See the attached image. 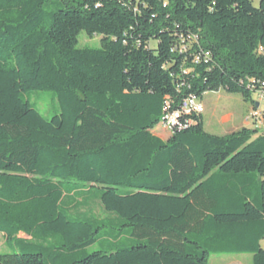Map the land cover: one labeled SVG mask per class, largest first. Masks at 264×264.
Wrapping results in <instances>:
<instances>
[{
  "label": "trees",
  "instance_id": "16d2710c",
  "mask_svg": "<svg viewBox=\"0 0 264 264\" xmlns=\"http://www.w3.org/2000/svg\"><path fill=\"white\" fill-rule=\"evenodd\" d=\"M257 1L0 0V264H264V130L217 136L189 115L153 133L190 96L254 110ZM80 33L100 47L77 48Z\"/></svg>",
  "mask_w": 264,
  "mask_h": 264
},
{
  "label": "rangeland",
  "instance_id": "374dc122",
  "mask_svg": "<svg viewBox=\"0 0 264 264\" xmlns=\"http://www.w3.org/2000/svg\"><path fill=\"white\" fill-rule=\"evenodd\" d=\"M252 5L254 7H257L258 1L252 0ZM100 39L101 38L97 36L93 38H88L84 33H80V35L78 36L77 48L79 49L99 48ZM151 46L155 47L156 42L152 41ZM251 100L255 103H258L259 98L256 93L252 94ZM29 101L40 112V114L46 118H50L54 114L59 112L58 103L54 98L52 92L50 91H31L29 94ZM203 102L208 103L210 105L213 103H218L220 109H223L228 113H239L241 110H245V108L250 107V104L245 103L239 95L228 94L225 93L224 91H219L216 93L214 92L206 93L203 96ZM259 111L264 112L263 103L260 104ZM252 129L255 128L252 126ZM214 131L215 132H212V134L217 136H223L224 133H231V131L224 132L223 130H214ZM153 133L155 135H160L162 137L161 120L153 129ZM90 211L93 215L99 218H104L106 216L103 213L102 209L97 204H93ZM20 237L25 238L23 235H20ZM4 242L5 240L3 238V235L0 234V255H6L10 253V251L6 248ZM260 247L261 249L264 250V240L260 242ZM96 250H98V247L95 244L86 248L87 253H91ZM251 259L252 256L247 254L246 255H211L208 264H222V262H225V264H251Z\"/></svg>",
  "mask_w": 264,
  "mask_h": 264
},
{
  "label": "crops",
  "instance_id": "0c3cea01",
  "mask_svg": "<svg viewBox=\"0 0 264 264\" xmlns=\"http://www.w3.org/2000/svg\"><path fill=\"white\" fill-rule=\"evenodd\" d=\"M201 103L203 105V113L201 114L203 119L204 130L207 133L212 134L215 132L214 130H223L224 132H236L241 128H249L252 129V126L257 130H264V127L260 124V122L252 121L249 118L250 112L253 110L251 107L245 108V110H241L239 113H228L223 109H220L218 103L208 104L203 102V97L201 99ZM259 107L257 108L259 110ZM254 107V110H257ZM260 131V132H261ZM230 133H224L227 135ZM162 140H166L169 138L168 131L162 126V137L160 135H156ZM225 264V262H222Z\"/></svg>",
  "mask_w": 264,
  "mask_h": 264
},
{
  "label": "built area",
  "instance_id": "2783aa9c",
  "mask_svg": "<svg viewBox=\"0 0 264 264\" xmlns=\"http://www.w3.org/2000/svg\"><path fill=\"white\" fill-rule=\"evenodd\" d=\"M259 100L258 104H264V83L261 84L259 91L256 92ZM259 107V105H258ZM203 113V105L200 100L195 96H190L186 98L180 105V107L168 114H165L161 120V125L168 132L176 127H180L179 120L182 117H187L189 115H201ZM250 120L260 122L264 126V112L257 110H252L249 115Z\"/></svg>",
  "mask_w": 264,
  "mask_h": 264
},
{
  "label": "water",
  "instance_id": "95a60500",
  "mask_svg": "<svg viewBox=\"0 0 264 264\" xmlns=\"http://www.w3.org/2000/svg\"><path fill=\"white\" fill-rule=\"evenodd\" d=\"M257 108H258V103L255 104V109H257Z\"/></svg>",
  "mask_w": 264,
  "mask_h": 264
},
{
  "label": "bare ground",
  "instance_id": "6f19581e",
  "mask_svg": "<svg viewBox=\"0 0 264 264\" xmlns=\"http://www.w3.org/2000/svg\"><path fill=\"white\" fill-rule=\"evenodd\" d=\"M259 105V104H258Z\"/></svg>",
  "mask_w": 264,
  "mask_h": 264
}]
</instances>
